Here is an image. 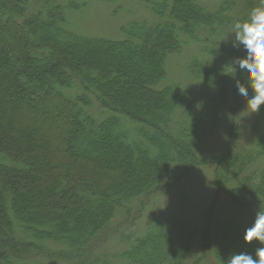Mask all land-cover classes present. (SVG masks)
<instances>
[{
  "label": "trees",
  "instance_id": "obj_1",
  "mask_svg": "<svg viewBox=\"0 0 264 264\" xmlns=\"http://www.w3.org/2000/svg\"><path fill=\"white\" fill-rule=\"evenodd\" d=\"M145 1L156 19L112 38L74 27L86 0H0V264H227L264 246L244 240L264 208V104L244 145L231 64L246 53L223 44L254 2ZM200 30L189 81L170 77Z\"/></svg>",
  "mask_w": 264,
  "mask_h": 264
},
{
  "label": "rangeland",
  "instance_id": "obj_2",
  "mask_svg": "<svg viewBox=\"0 0 264 264\" xmlns=\"http://www.w3.org/2000/svg\"><path fill=\"white\" fill-rule=\"evenodd\" d=\"M224 0H202L203 4L209 11H215L218 9V7L222 4ZM248 0H236L237 7L239 5H244V3ZM254 4L250 8L251 11L254 8H257L261 5L264 7V0H252ZM87 6L80 11L74 12L73 14V24L74 27L80 31L83 32H90L92 34L97 35H106L109 37H119L121 35L120 33V27L124 25L125 22H127L130 19H136V20H143L146 19L149 22H152L156 19L154 14L149 9L150 5L145 0H86ZM116 7H119V10H116ZM199 35L203 36V38H198L199 42L191 41L187 46H185L182 50L181 55H174L170 59V65H169V71H170V77L173 76L177 79L182 80L183 82L189 81V77L187 74V65L191 61L192 56H202L203 52L200 51L202 44L204 42V36L206 35L205 31H199ZM199 36V37H200ZM207 37V35H206ZM225 38H227L225 36ZM209 39H213L212 37H209ZM229 40L225 39L226 41H223V44L227 46H233L232 40L233 37H229ZM239 49L240 51L246 53V50L242 45L239 47H235ZM209 60L212 61V65L219 66L218 61H214L210 56H206ZM235 59V58H234ZM190 84V83H189ZM191 85V84H190ZM192 87V86H191ZM250 95L252 94L251 91H249ZM241 107L237 110L236 115V121L240 125V133H241V142L244 145H247L250 140L249 136V128L251 125V122L253 120V112L251 113L248 109H246L247 101L245 99L241 98ZM57 107H51L47 112L44 114H47L49 117L53 118L56 117ZM43 113H39L36 119L41 118ZM47 116V117H48ZM24 119L28 118L27 115L22 116ZM46 117V118H47ZM50 119V118H49ZM46 120V119H45ZM56 128L58 129V125H56ZM220 138V135L217 134L212 138H209V140L204 144L202 151L207 152L211 151L212 149H215V146L217 144V139ZM204 181H209L211 176L210 172L206 171L203 175ZM189 185V182L182 183V187L178 190V192H182L185 190ZM24 201L29 200V196H24ZM205 201L206 206V200L204 198L199 199L198 203H194L196 206L193 209L191 208V216L194 217L192 220L194 223H201V220L204 222V218L202 219L200 215H198V212H200V207L202 206L201 203ZM201 202V203H200ZM192 204V203H191ZM157 206H162L163 208L161 210H164L168 206H177V198L171 197L170 195H166L165 197H162L160 202H158ZM190 206V205H189ZM218 213L220 215H223L227 211L228 203L226 200L220 199L218 203ZM159 209V207H157ZM146 210L144 211V216L139 220V229H143L147 224V218H146ZM194 249L191 257L195 258L197 257L200 252ZM204 264H209V261L207 259L206 261L202 260ZM203 264V263H200Z\"/></svg>",
  "mask_w": 264,
  "mask_h": 264
},
{
  "label": "clouds",
  "instance_id": "obj_3",
  "mask_svg": "<svg viewBox=\"0 0 264 264\" xmlns=\"http://www.w3.org/2000/svg\"><path fill=\"white\" fill-rule=\"evenodd\" d=\"M234 47L242 45L246 56L237 57L231 64L247 76V83L236 81L237 94L247 101L246 109L251 113L258 112L264 104V7L254 8L248 18L233 25ZM249 87L252 94L249 93ZM247 243L258 241L264 245V208H260L254 221L244 235ZM227 264H264V246L257 247L254 254L240 252L231 254Z\"/></svg>",
  "mask_w": 264,
  "mask_h": 264
}]
</instances>
